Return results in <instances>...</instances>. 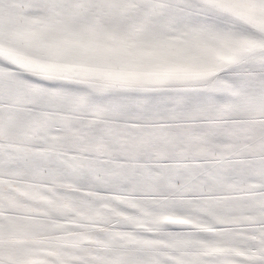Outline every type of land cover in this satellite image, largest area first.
Instances as JSON below:
<instances>
[{"label":"snow or ice","instance_id":"snow-or-ice-1","mask_svg":"<svg viewBox=\"0 0 264 264\" xmlns=\"http://www.w3.org/2000/svg\"><path fill=\"white\" fill-rule=\"evenodd\" d=\"M0 264H264V0H0Z\"/></svg>","mask_w":264,"mask_h":264}]
</instances>
